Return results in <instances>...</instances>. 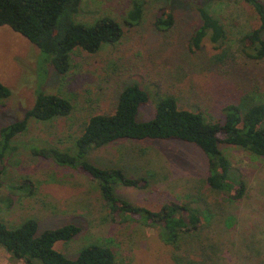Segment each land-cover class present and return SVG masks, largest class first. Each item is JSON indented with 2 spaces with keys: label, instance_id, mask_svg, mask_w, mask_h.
<instances>
[{
  "label": "rangeland",
  "instance_id": "rangeland-1",
  "mask_svg": "<svg viewBox=\"0 0 264 264\" xmlns=\"http://www.w3.org/2000/svg\"><path fill=\"white\" fill-rule=\"evenodd\" d=\"M134 1L82 0L74 22L91 27L108 16L122 24L124 37L119 43L104 44L96 54L75 50L66 75L58 73L27 38L0 27V81L11 91V97L0 103V133L25 119L39 92L73 105L67 117L30 118L27 130L15 137L0 159V223L16 229L36 220L39 234L79 226L75 238L55 245L70 260L85 248L100 245L114 250L115 264H264V157L220 145L233 177L247 187L245 197L235 201L211 189L208 158L193 144L127 139L92 150L88 161L98 168L120 164L128 177L149 180L146 189L116 183L118 198L153 213L175 203L188 209L179 214L188 223L190 212L198 215L197 229L183 232L170 245L161 225L149 221L144 212L119 214L115 218L120 223L113 222L97 181L81 169L35 153L44 148L75 153L76 140L89 119L113 114L122 91L133 83L150 95L138 122L155 117L160 95L176 98L180 109L203 114L213 123L224 120L228 105H264V60L250 58L242 43L261 26L250 5L242 0H144L143 21L130 27L124 19ZM198 6L224 26L223 43L213 44L207 37L201 48H192L201 26ZM166 11L173 14L175 24L160 31L156 21ZM0 264L23 263L0 245Z\"/></svg>",
  "mask_w": 264,
  "mask_h": 264
},
{
  "label": "trees",
  "instance_id": "trees-1",
  "mask_svg": "<svg viewBox=\"0 0 264 264\" xmlns=\"http://www.w3.org/2000/svg\"><path fill=\"white\" fill-rule=\"evenodd\" d=\"M242 1L255 10L261 21L258 29L243 37V48L250 58L262 61L264 3L261 0ZM81 2L82 0H0V27L8 26L27 38L47 57L58 73L66 75L72 69L75 50L96 54L104 44L119 43L124 37L122 24L108 16L91 27L74 22L73 16L78 12ZM197 11L201 26L192 38V48H201L207 37L213 44L223 43L227 33L220 21L204 6H198ZM144 16V0H135L124 23L130 27L137 26ZM174 24V16L169 11L164 12L156 21V27L160 31L170 30ZM10 97L11 91L0 81V103H5ZM157 99L155 117L146 122H138L140 108L150 102V95L141 85L133 83L122 91L113 114H97L89 119L84 132L76 140L75 153L55 148L38 149L35 153L51 158L61 166L81 169L89 178L97 181L113 222H119L115 218L119 214L137 215L144 212L149 221L161 225L163 238L172 245L177 243L183 232L197 229L198 215L190 212L188 223L179 216L188 209L175 203L161 212L153 213L118 198L114 191L116 183L146 189L149 187V180L144 177H128L120 164L113 169L98 168L88 161V155L94 149L127 139L177 140L193 144L208 158L207 183L211 189L238 201L245 197L247 187L244 181L233 177L230 159L220 145L227 144L264 157V105H228L223 110L224 120L213 123L203 114L180 109L174 97L160 95ZM72 111L73 105L67 99L39 92L35 105L27 112L23 121L1 129L0 159L11 149L15 137L27 130L30 118L49 121L56 117H67ZM80 232V227L72 224L39 234L36 220H28L16 229L0 223V245L14 260L23 264H34V260H40L43 264H115L116 254L108 246L91 245L75 260L66 258L55 249L57 242H68Z\"/></svg>",
  "mask_w": 264,
  "mask_h": 264
}]
</instances>
